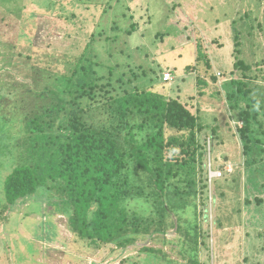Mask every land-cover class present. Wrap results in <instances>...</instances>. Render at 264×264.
Returning <instances> with one entry per match:
<instances>
[{
  "label": "trees",
  "instance_id": "obj_1",
  "mask_svg": "<svg viewBox=\"0 0 264 264\" xmlns=\"http://www.w3.org/2000/svg\"><path fill=\"white\" fill-rule=\"evenodd\" d=\"M2 1L9 6L12 0ZM77 2L85 9H90L91 4L97 7L104 4V12L110 14V30L114 35L107 37L104 46L108 60H101L94 34L81 55L51 54L41 74L38 72L37 82L19 90L6 85L0 93V106H31L21 113L16 107L11 111L20 130V153L5 182L6 204L0 211V222L5 225L17 204L21 207L30 203L43 190L48 202L67 215L73 233L72 244L81 243L89 258L95 252H105V248L116 253L133 248L144 239L156 243L161 236L163 240L168 235L181 234L176 246L181 245L173 247L179 251V260L202 264V255L211 260V236L205 225L210 216V184L217 178L211 177L209 170L213 154L211 139L207 137L209 127L198 109L195 112L192 108L196 96L168 98L155 86L144 83L150 72L143 66L113 62L121 53L127 54L117 44L126 43L122 41L123 36L135 35L138 25L133 22L126 26L118 20L116 6L122 5L121 0ZM15 6L8 12L11 16L17 14ZM124 8L128 12L124 13L125 17L133 18L130 6L126 4ZM245 12L242 20L252 13ZM238 20L233 22L234 27ZM235 36L240 45L238 30ZM8 45L9 42L0 40V55L6 62H12V52L5 49ZM196 52V66H190L189 71L196 70L198 95L203 96L204 88H218L219 76L212 74L211 58L201 42ZM238 53L241 54L240 50ZM15 62L7 64L14 66ZM58 64L64 71L55 67ZM234 66L245 75L226 84L234 88L229 96L234 103L230 112L234 121L242 123L237 128L243 142L242 153L251 158L245 161L244 167L251 170L261 161L252 159L255 149L264 153V138L259 137L264 129L261 133L254 129V124L262 128L263 125L259 112L250 106L253 101L248 98L250 90L244 80L246 71L253 67L243 60H237ZM240 94L245 97L240 99ZM240 100L248 102L247 109H239ZM211 133L216 140L218 127L212 128ZM256 170L264 174V164ZM216 183L222 185L220 181ZM250 197L243 199L247 207L252 206V201L263 205L262 198L256 197L254 201ZM129 201H137L136 206L130 207ZM237 212L244 210L239 208ZM215 225L221 228L218 218ZM55 238L49 236L48 240L56 241ZM141 252L146 253L144 259L133 256L129 258L132 264H147L146 260L152 256L163 257L166 264L179 262L170 261L153 244L143 246ZM228 257L226 264H232L227 261ZM211 258L216 264V257ZM209 260L203 264H211ZM240 261L234 264H244L245 259Z\"/></svg>",
  "mask_w": 264,
  "mask_h": 264
},
{
  "label": "rangeland",
  "instance_id": "obj_2",
  "mask_svg": "<svg viewBox=\"0 0 264 264\" xmlns=\"http://www.w3.org/2000/svg\"><path fill=\"white\" fill-rule=\"evenodd\" d=\"M121 1L122 5L116 6L118 20L126 26L133 22L138 25L135 35L123 36L122 41L126 40V43L117 44L127 54L121 53L113 62L143 66L150 72L144 83L155 86L168 98L196 96L195 107L192 108L195 112L198 109L203 122L209 127L207 137L211 139L213 149L209 170L211 177L217 179L213 178L210 184V216L205 225L211 236V260L202 255L201 261L209 260L215 264L211 258L214 256L216 264H223L230 255L227 261H232V264L242 258L245 259L244 264H264V201L259 206L252 201V206L247 207L243 200L246 196H251L254 201L256 197L264 200V174L256 170L263 167L264 153L255 149L252 159L261 161L251 170H246L244 163L251 158L242 153L243 142L237 129L242 127V123L234 121L230 112L234 103L229 96L234 88L232 85L226 87L228 82L242 79L245 75L243 70L235 68L237 60L253 67L248 73L246 71L247 78L244 80L250 90L248 98L253 101L250 106L260 101L258 117L263 128L257 123L254 129L261 133L264 129V0ZM16 2L12 0L7 6L4 5L7 2L0 0V40L9 42L5 49L12 52L11 61L16 60L14 66H10L7 63L12 62H6L0 55V93L6 85L19 90L37 82L38 72L41 74L51 54L81 55L94 34L97 35L95 48L101 60H108L104 46L107 37H112L114 32L110 30L112 20L110 14L104 12V4L98 7L91 4L90 9H85L77 0ZM126 4L130 6L133 18L131 15L125 17L124 13H128L124 8ZM10 5L17 10L15 16L8 13L12 10ZM17 6L19 9H15ZM247 10L252 12L251 16L242 20ZM260 15L259 21H256ZM2 18L6 19L1 21ZM237 19L234 27L233 22ZM237 30L240 32V45L235 38ZM200 42L211 58L212 74L219 76L218 88H204L203 96L198 95L196 70L189 71L190 66H196L197 44ZM258 62L262 63L256 65ZM55 67L64 71L61 64ZM167 72L173 74L172 83L164 80ZM242 95L238 97H245ZM248 106V102L239 101V109L244 110ZM14 107L21 113L31 106H0V211L6 204L5 182L13 172L17 154L20 153V130L15 113H12ZM217 127L215 140L211 131ZM259 137L264 138V134ZM236 180L240 183L236 184ZM218 181L222 185H218ZM45 196H48L45 191H38L30 203L15 206L12 217L4 222L5 225L0 222V264H132L129 258L137 256L138 260H143L146 253L141 252V248L152 244L163 252V256H169L170 261L179 260V251L173 247L181 234L168 235L163 240L159 236L156 243L144 239L135 247L116 253L105 248V252H95L89 258L81 243L75 241L72 244L73 233L67 215L62 214L60 208L57 210ZM239 208H243L244 212H237ZM217 218L221 228H215ZM49 236H55L56 241L48 240ZM211 250H214V255ZM162 258L152 256L146 261L147 264H166Z\"/></svg>",
  "mask_w": 264,
  "mask_h": 264
},
{
  "label": "clouds",
  "instance_id": "obj_3",
  "mask_svg": "<svg viewBox=\"0 0 264 264\" xmlns=\"http://www.w3.org/2000/svg\"><path fill=\"white\" fill-rule=\"evenodd\" d=\"M260 106H261L260 105V101L257 100L256 103L253 105V110L259 112L260 111ZM136 203H137V201H129L128 202V205L130 207H135L136 206ZM140 203H144V202L141 201ZM144 206L147 207V204L144 203Z\"/></svg>",
  "mask_w": 264,
  "mask_h": 264
},
{
  "label": "built area",
  "instance_id": "obj_4",
  "mask_svg": "<svg viewBox=\"0 0 264 264\" xmlns=\"http://www.w3.org/2000/svg\"><path fill=\"white\" fill-rule=\"evenodd\" d=\"M164 80H165V82H173L174 81L173 74L171 72H167Z\"/></svg>",
  "mask_w": 264,
  "mask_h": 264
},
{
  "label": "crops",
  "instance_id": "obj_5",
  "mask_svg": "<svg viewBox=\"0 0 264 264\" xmlns=\"http://www.w3.org/2000/svg\"><path fill=\"white\" fill-rule=\"evenodd\" d=\"M50 241L52 242V240L50 239ZM0 252H1V250H0ZM181 261H182V263L180 262V260H179V262H176L175 264H188V261L187 260H183V259H181ZM227 262H226V260L224 259V261H223V264H226Z\"/></svg>",
  "mask_w": 264,
  "mask_h": 264
}]
</instances>
